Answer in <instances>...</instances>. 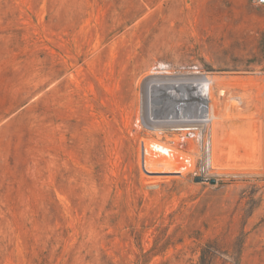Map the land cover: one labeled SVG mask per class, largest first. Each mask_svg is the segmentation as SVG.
I'll use <instances>...</instances> for the list:
<instances>
[{"label": "rangeland", "instance_id": "374dc122", "mask_svg": "<svg viewBox=\"0 0 264 264\" xmlns=\"http://www.w3.org/2000/svg\"><path fill=\"white\" fill-rule=\"evenodd\" d=\"M199 74L218 158L143 121L148 78ZM0 264H264V6L0 0Z\"/></svg>", "mask_w": 264, "mask_h": 264}, {"label": "bare ground", "instance_id": "6f19581e", "mask_svg": "<svg viewBox=\"0 0 264 264\" xmlns=\"http://www.w3.org/2000/svg\"><path fill=\"white\" fill-rule=\"evenodd\" d=\"M213 81L218 82L220 78L206 74L193 76L163 75L161 77L148 78L143 85V121L148 126L155 128L172 127L183 129L185 135L188 134L190 138H195L199 132L205 131L208 142L211 143L210 146L213 153L211 154L214 155L217 150V158L220 157L223 151L219 146L218 138L221 133L222 123L216 110V100L210 93L209 84H212ZM236 96L242 100L244 98L240 95ZM210 100L212 104L209 103ZM142 145V158L146 171L147 168H167L169 171L173 168H181V165L180 167L175 165L174 154L176 152H172L174 148L156 141H144ZM216 145L218 148H216ZM179 156L178 159L180 160ZM180 161L182 162V159ZM182 165L184 166V164ZM185 167L188 168L187 166Z\"/></svg>", "mask_w": 264, "mask_h": 264}, {"label": "built area", "instance_id": "2783aa9c", "mask_svg": "<svg viewBox=\"0 0 264 264\" xmlns=\"http://www.w3.org/2000/svg\"><path fill=\"white\" fill-rule=\"evenodd\" d=\"M257 6H264V0H253Z\"/></svg>", "mask_w": 264, "mask_h": 264}, {"label": "water", "instance_id": "95a60500", "mask_svg": "<svg viewBox=\"0 0 264 264\" xmlns=\"http://www.w3.org/2000/svg\"><path fill=\"white\" fill-rule=\"evenodd\" d=\"M199 180H200L199 178L196 179V181H199Z\"/></svg>", "mask_w": 264, "mask_h": 264}]
</instances>
